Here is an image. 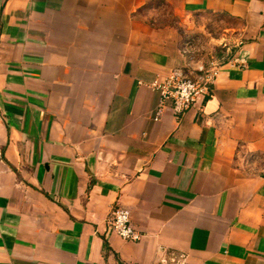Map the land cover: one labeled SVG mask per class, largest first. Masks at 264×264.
Segmentation results:
<instances>
[{
    "label": "crops",
    "instance_id": "1",
    "mask_svg": "<svg viewBox=\"0 0 264 264\" xmlns=\"http://www.w3.org/2000/svg\"><path fill=\"white\" fill-rule=\"evenodd\" d=\"M191 33L232 54L154 121L148 86ZM119 208L138 242L109 231ZM178 255L264 264V0H0V264Z\"/></svg>",
    "mask_w": 264,
    "mask_h": 264
},
{
    "label": "built area",
    "instance_id": "2",
    "mask_svg": "<svg viewBox=\"0 0 264 264\" xmlns=\"http://www.w3.org/2000/svg\"><path fill=\"white\" fill-rule=\"evenodd\" d=\"M193 44L184 43L180 53L187 57ZM186 67L171 69L162 78H155L148 86L150 91L157 95V109L153 120L160 116V108L165 102L170 103V109L175 119L196 104L199 99L208 95L218 75V65L214 61L202 63L194 62L187 57ZM108 229L116 237L127 242H138L141 235L130 223V214L127 209L113 210L108 217ZM182 255L164 258L159 264H184Z\"/></svg>",
    "mask_w": 264,
    "mask_h": 264
},
{
    "label": "rangeland",
    "instance_id": "3",
    "mask_svg": "<svg viewBox=\"0 0 264 264\" xmlns=\"http://www.w3.org/2000/svg\"><path fill=\"white\" fill-rule=\"evenodd\" d=\"M202 18L203 17H200L196 20L199 22L204 21ZM225 24L226 21L222 22L221 20L220 22L218 17H214L211 21L206 22L207 27L210 29V37L217 39V37H219L222 33V26ZM186 42L193 44L192 50H190L186 56L194 62L201 61L202 63H206L214 61L217 65H219L221 61L228 58L229 54H232V50L234 49L233 43H231L228 39H225L221 43H216L215 45V43H212L213 41L209 40V36H204L202 33L184 34L181 46Z\"/></svg>",
    "mask_w": 264,
    "mask_h": 264
}]
</instances>
